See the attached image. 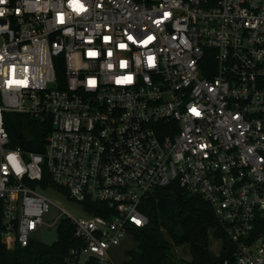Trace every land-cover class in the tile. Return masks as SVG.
I'll list each match as a JSON object with an SVG mask.
<instances>
[{"label":"built area","instance_id":"1","mask_svg":"<svg viewBox=\"0 0 264 264\" xmlns=\"http://www.w3.org/2000/svg\"><path fill=\"white\" fill-rule=\"evenodd\" d=\"M0 12L7 250L62 220L77 241L64 264H116L149 224L146 200L177 185L213 208L233 245L224 264H264V0H2ZM10 114L44 124L42 152L14 145ZM55 189L83 216L57 205L46 224Z\"/></svg>","mask_w":264,"mask_h":264},{"label":"trees","instance_id":"2","mask_svg":"<svg viewBox=\"0 0 264 264\" xmlns=\"http://www.w3.org/2000/svg\"><path fill=\"white\" fill-rule=\"evenodd\" d=\"M8 129L15 146L42 152L48 134L43 123L29 116L10 114ZM85 204L90 211L104 208L92 200ZM142 211L149 218V224L131 228L138 248L127 253L124 264H173L171 250L181 246H187L191 255L185 264H224L231 259L233 245L219 226L213 208L201 197L186 195L179 186L172 185L157 190L146 200ZM2 230L0 220V264H64L70 249L77 245L74 226L66 221L59 226L60 238L53 247L31 243L28 248L9 251L2 241ZM211 230L223 240L221 255L210 250Z\"/></svg>","mask_w":264,"mask_h":264},{"label":"rangeland","instance_id":"3","mask_svg":"<svg viewBox=\"0 0 264 264\" xmlns=\"http://www.w3.org/2000/svg\"><path fill=\"white\" fill-rule=\"evenodd\" d=\"M45 195L52 202L50 204L49 213H47L44 217V222L48 225H54L59 222L62 214L64 213L57 205L62 207L68 214H64L65 216L71 215L73 217H81L83 216L82 205L77 203L76 201L71 200L69 197L62 196L56 189L53 191L46 192ZM60 221L59 225L61 224ZM55 230V228H54ZM43 243L42 233H38L35 238V244ZM209 245L210 250L215 255H221L223 251V240L220 238L219 234L214 232L213 230L209 233ZM138 244L132 238L128 237L121 247L116 250H113L111 253L114 254L113 259L116 264H124L127 261V253L129 251L137 250ZM172 251V260L173 264H185L184 261L191 260V255L189 252V248L187 246L181 247H173Z\"/></svg>","mask_w":264,"mask_h":264},{"label":"water","instance_id":"4","mask_svg":"<svg viewBox=\"0 0 264 264\" xmlns=\"http://www.w3.org/2000/svg\"><path fill=\"white\" fill-rule=\"evenodd\" d=\"M58 230L55 229L53 232H49L48 230H44L43 233V244L46 247H53L58 238Z\"/></svg>","mask_w":264,"mask_h":264},{"label":"snow or ice","instance_id":"5","mask_svg":"<svg viewBox=\"0 0 264 264\" xmlns=\"http://www.w3.org/2000/svg\"><path fill=\"white\" fill-rule=\"evenodd\" d=\"M0 2H2V0H0ZM0 15H2V12H0ZM105 39H108V38H105ZM129 39H132V38L129 37ZM120 47H124V45H120ZM109 54H111V53H109ZM89 55H95V53H89ZM119 82L120 81L118 80L117 83H119ZM89 83L91 84V83H94V82L93 81H90ZM193 111H195V110L193 109ZM8 159L11 161V157H8ZM136 223L139 224L140 221L139 220H136Z\"/></svg>","mask_w":264,"mask_h":264},{"label":"clouds","instance_id":"6","mask_svg":"<svg viewBox=\"0 0 264 264\" xmlns=\"http://www.w3.org/2000/svg\"><path fill=\"white\" fill-rule=\"evenodd\" d=\"M9 157H11V161L13 163V165H16V156L15 155H10ZM17 173L19 174L21 171H23V169H21L20 167H15Z\"/></svg>","mask_w":264,"mask_h":264}]
</instances>
